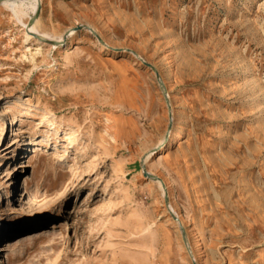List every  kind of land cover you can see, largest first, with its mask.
<instances>
[{
	"label": "rangeland",
	"instance_id": "rangeland-1",
	"mask_svg": "<svg viewBox=\"0 0 264 264\" xmlns=\"http://www.w3.org/2000/svg\"><path fill=\"white\" fill-rule=\"evenodd\" d=\"M198 263L264 264V0H0V264Z\"/></svg>",
	"mask_w": 264,
	"mask_h": 264
},
{
	"label": "bare ground",
	"instance_id": "bare-ground-1",
	"mask_svg": "<svg viewBox=\"0 0 264 264\" xmlns=\"http://www.w3.org/2000/svg\"><path fill=\"white\" fill-rule=\"evenodd\" d=\"M85 28L88 30V27L87 26H85ZM89 29H92V28H90L89 27ZM31 30L33 31L34 30V28L33 27H31ZM91 33H94V35H96L95 37L96 38H100L94 31H90ZM44 39V38H43ZM50 41H52V40H50ZM129 51L130 53H132V54H134L135 56L137 55V57H141L140 56V54H136V52L135 51H133V50H131V49H126V51ZM127 51V52H128ZM142 62L143 63H145V61L144 60H142ZM149 64V63H148ZM150 65V69H153L152 68V65L151 64H149ZM154 70V69H153ZM160 82V81H159ZM161 84V83H160ZM166 101H167V116L168 115H171L172 117L174 116V109H173V106H172V104L170 103V101H171V99H170V95L169 94H166ZM183 132H184V126H180L178 129H176L175 131H173V132H171L170 134H169V136H168V138L167 139H162L161 141H160V143L156 146V149H155V158H158L159 156H160V154L163 152V151H165L169 146H171L172 144H174V143H176L177 141H178V139L179 138H181V136H182V134H183ZM21 148V147H20ZM22 150V149H21ZM144 161V160H143ZM24 167V165L22 164L19 168H23ZM149 178V177H148ZM152 179V178H151ZM23 181V180H22ZM162 183L164 184V186L166 185V183H165V181H162ZM23 183L21 182V185H22ZM11 188H13L12 186H11ZM12 193V190H11V192H10V194ZM15 213H16V205H14V203H10L8 206H7V208H6V210H5V216L6 217H8V218H10V217H12V216H14L15 215ZM176 218V217H175ZM177 219V218H176ZM177 222H178V220H177ZM180 224H181V226H182V224H183V220L182 219H180ZM183 229V228H182ZM183 231H185L184 229H183ZM185 233H186V231H185ZM185 238V241H186V246L190 249V253L192 254V256H193V254H194V250H193V248L190 246V243H189V240L186 238V236L184 237ZM194 238H196V237H194ZM187 239V240H186ZM196 242V241H195ZM1 250H3V249H1ZM195 258V257H194ZM198 264H201V263H198Z\"/></svg>",
	"mask_w": 264,
	"mask_h": 264
},
{
	"label": "water",
	"instance_id": "water-1",
	"mask_svg": "<svg viewBox=\"0 0 264 264\" xmlns=\"http://www.w3.org/2000/svg\"><path fill=\"white\" fill-rule=\"evenodd\" d=\"M81 27H77V28H74V30L76 29H80ZM68 34V32H66V34L64 35V37H66V35ZM96 36V35H95ZM99 40H101L100 38H98ZM47 41H50V40H47ZM149 68H150V65L148 63H145ZM153 70V69H152ZM144 175L149 177V178H152L153 180L155 181H160V178H157V177H154L152 176L151 174H149L148 172L144 171Z\"/></svg>",
	"mask_w": 264,
	"mask_h": 264
}]
</instances>
